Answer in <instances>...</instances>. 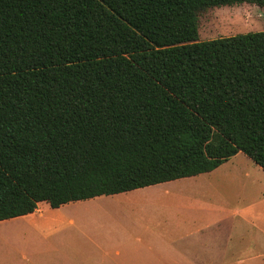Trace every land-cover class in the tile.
I'll return each instance as SVG.
<instances>
[{"label": "trees", "instance_id": "trees-1", "mask_svg": "<svg viewBox=\"0 0 264 264\" xmlns=\"http://www.w3.org/2000/svg\"><path fill=\"white\" fill-rule=\"evenodd\" d=\"M264 0H0V222L209 174L264 171V31L199 13Z\"/></svg>", "mask_w": 264, "mask_h": 264}, {"label": "rangeland", "instance_id": "rangeland-1", "mask_svg": "<svg viewBox=\"0 0 264 264\" xmlns=\"http://www.w3.org/2000/svg\"><path fill=\"white\" fill-rule=\"evenodd\" d=\"M260 31H264V8L257 5L242 4L212 8L199 13L200 41ZM183 183L186 186L193 184L192 191L188 187L183 191L179 183L167 190L171 191V194H157L153 197L150 196L151 193L146 195H137L133 192L122 193L70 203L58 210L42 204V213L45 215L48 212L53 213L56 216L55 220L73 222L76 225L95 224L84 227L88 229L81 231L77 230V227L70 226L64 232L72 231L80 235L87 233L92 240L99 238L104 244L105 241L102 239L106 234L117 236L123 234V231H116L115 228H125V225L136 223V235L132 236L144 240L152 233L141 228L143 225L151 227L150 224L165 221L167 223L194 221L198 215L206 216L212 206L217 209L224 225L221 231L222 237L227 232L226 229L233 224V220L228 217V211L252 208L251 216L264 215V171L243 153H239L216 171ZM197 184L200 187L197 188ZM199 192L202 195L198 197ZM192 206H202L203 209H197L196 212L188 210ZM38 216L41 217L39 214ZM32 220L33 218L25 217L0 223V264H26V259L32 256L30 252L37 246V242L30 237L34 231L21 226ZM126 232L129 234L123 237L133 233L131 230ZM115 241L118 242L112 240L107 247H103V251H100L94 250L96 245L93 242H87L77 235L72 244H77L79 247L85 246L87 251L91 249V253H82L79 250L72 252L73 264L81 262L120 264L124 262L125 257L116 255L117 249L121 252V256L124 255V250L115 246L113 243ZM95 243L99 246V243L96 241Z\"/></svg>", "mask_w": 264, "mask_h": 264}, {"label": "crops", "instance_id": "crops-1", "mask_svg": "<svg viewBox=\"0 0 264 264\" xmlns=\"http://www.w3.org/2000/svg\"><path fill=\"white\" fill-rule=\"evenodd\" d=\"M193 178H198V176L132 192L137 195L151 193L150 196L153 197L157 194H171V191L167 190L179 183H181L180 188L183 191L187 190V187L192 191L193 184L186 186L183 182H190ZM198 187L200 186L197 184ZM201 195V192H199L198 197ZM42 204L47 203H41L35 213L25 216L33 218V220L26 225H21L34 231L30 234V237L37 242L36 248L30 252L32 256L26 259V264H73L72 252L79 250L82 253H91V249L87 251L85 246L79 247L77 244H72L75 242L77 235L87 242H93L96 245L94 250L98 249L100 251H103V247H107L112 240H117L118 242L113 243L124 250V255L121 256L119 249L116 250V255L125 257L124 262L120 264H264V215L251 216L252 208L228 211V217L233 220V224L226 229L227 232L223 237L221 231L224 225L217 209L212 206L207 211L209 213L206 216L204 214L198 215V218H195L194 221L176 223L165 221L164 223L150 224L151 227L143 225L141 228L152 233L144 240L132 236L136 235V223L125 225V228H115L116 231H123V234L119 236L106 234L102 239L105 241L104 244L99 238L92 240L87 233L80 235L72 231L64 232L70 226L77 227V230L81 231L88 229L84 227L95 224L76 225L73 222L55 220V214L48 212L45 215V213H42ZM47 205L49 206V204ZM197 209L200 210L203 207L192 206L188 210L196 212ZM218 212L221 214L219 208ZM38 214L41 215L40 218ZM17 219L19 218L12 220ZM100 226L102 225L100 224ZM128 230L133 231V233L130 236L123 237L129 234L126 232ZM95 241L99 243V246ZM104 261L108 263L107 260ZM80 264L87 263L81 262Z\"/></svg>", "mask_w": 264, "mask_h": 264}]
</instances>
